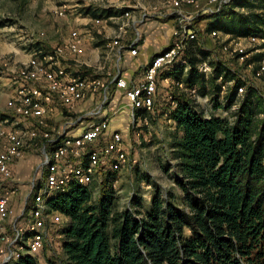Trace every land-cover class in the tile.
I'll use <instances>...</instances> for the list:
<instances>
[{
  "label": "trees",
  "instance_id": "trees-1",
  "mask_svg": "<svg viewBox=\"0 0 264 264\" xmlns=\"http://www.w3.org/2000/svg\"><path fill=\"white\" fill-rule=\"evenodd\" d=\"M211 19L207 32L216 28L239 37L264 35V0H231ZM184 56L186 64L164 75L201 90L197 65L209 52L195 42ZM263 57L253 55L246 63ZM212 63L213 78L234 80L225 96L228 104H239L233 122L204 117L185 92L170 94L164 111L180 130L174 148L183 207L173 195L163 199L156 189L147 213L138 198H133L132 209L118 210L112 170L100 173L96 201L88 185L72 183L48 200L51 209L67 219L59 233L65 257L60 264H264V118L257 119L264 114V104L251 85L239 99L237 89L245 82L221 63ZM185 65L188 73L182 77ZM18 260L37 264L27 254Z\"/></svg>",
  "mask_w": 264,
  "mask_h": 264
},
{
  "label": "built area",
  "instance_id": "built-area-1",
  "mask_svg": "<svg viewBox=\"0 0 264 264\" xmlns=\"http://www.w3.org/2000/svg\"><path fill=\"white\" fill-rule=\"evenodd\" d=\"M230 1L205 0L201 3L200 0H159L154 4L143 5L136 0H114L110 7L117 10L116 14L92 18L94 25H116L107 48L109 51L116 48L119 58L123 51L132 56L138 53L140 45L145 42L141 27L147 21L170 23L171 44L151 56L143 67L142 80L135 84H129L118 70L108 80L71 73L66 63L84 52V36L76 29L62 38L60 44L51 49L37 50L30 55L17 78L14 77L18 85L7 102L9 109L22 116L29 125L1 132L8 145L0 151V264H17L18 259L24 255L34 256L51 244L53 237L48 235L49 228L64 221L63 215L49 206L48 200L51 197L65 192L72 183L90 185L99 168L108 160L111 161L112 169L123 166L129 160L125 157L120 132H113L105 143L99 141L108 127V115L88 122L87 127L78 135L68 134L69 127L54 136L45 121V117L53 112L54 104L73 110L81 100L100 93L97 109L86 113L98 116L103 114L114 87L124 92L129 116L137 121V111L143 110L146 113L153 108L157 80L175 65L186 64L184 54L192 43L201 45L210 57L213 55L217 63L218 55L213 48L205 45L206 39H217L220 51L243 63L248 55L256 51L252 47L261 40L260 37H239L216 28L208 32L201 28L202 23L207 25L211 16L220 13ZM54 13L59 18L66 17V5L56 7ZM248 47L251 49L248 50ZM215 66V63H209L208 66L204 60L197 68L201 73L204 71L214 75ZM245 67L250 68L254 77L264 78V57L258 62L245 61ZM187 69L185 65L183 71L187 72ZM231 74L239 78L232 71ZM241 78L245 84L237 89L236 96L239 99L248 84L244 76ZM161 80L183 90L189 97L197 94V86L189 88L182 80L175 81L166 75ZM216 80L220 82L223 79L220 75ZM233 83L234 80L230 79L219 86L227 94ZM231 104L233 108L239 105L237 102ZM171 105L175 106V102L172 101ZM38 136L41 139V163L28 191L32 199L26 209L23 205L16 212L10 206V198L17 189L6 182L11 179L9 165L12 160L23 155L25 138L32 140Z\"/></svg>",
  "mask_w": 264,
  "mask_h": 264
},
{
  "label": "rangeland",
  "instance_id": "rangeland-1",
  "mask_svg": "<svg viewBox=\"0 0 264 264\" xmlns=\"http://www.w3.org/2000/svg\"><path fill=\"white\" fill-rule=\"evenodd\" d=\"M204 1L200 0L201 3ZM113 2L114 0H0V151L8 145L5 135L1 134L4 129L29 125L27 120L9 109L7 102L14 95V88L18 85L15 78L30 55L37 50L51 49V47L60 44L62 37L72 29L77 30L76 26L78 22H81L79 19L81 16L89 12L95 18L101 13L100 10L105 9V6L108 7ZM61 4L66 5L67 15L59 18L55 15L54 9ZM239 11L243 13L245 9ZM213 21L214 19L209 20L207 25L202 23L201 28L206 29ZM146 24L153 30L152 33L146 35L141 31L145 42L140 45L138 56L132 58L135 61L146 62L149 56L161 52L163 48L171 44L168 38L167 40L163 39L162 42V34L167 33L168 26H171L170 23L152 20L147 21ZM99 29L102 28L99 27ZM159 32H161L160 35ZM81 34L83 33L81 32ZM161 36V39H156ZM258 37L261 40L252 47V50L256 49V51L248 55L243 63L220 51L217 39H206L205 45L214 49L218 55V61L225 69L232 71L240 79H242L241 76H244L248 82L247 85L255 88L262 104H264V78L254 77L250 68L245 67L247 58L256 54H264V35L261 34ZM249 49L251 47H248ZM212 60H214L213 55L209 58V62L208 59H205V62L209 66ZM203 73L201 90L197 88L196 96L190 95L193 106L206 118L218 117L231 124L238 107L233 108L232 104H228L225 98L227 91L217 87L223 83V80L218 82L210 72L203 71ZM156 90L153 108L142 117L139 116L137 121L130 118L127 107L128 113L125 112L122 122L119 121L124 124L119 132L124 141L125 157L129 160L116 169H112L111 161L108 160L104 166L99 168L93 181L88 185L91 188L92 201L98 200L100 195L99 186L102 176L100 173L112 170L116 174L114 179L116 181L111 182V188L115 192L118 210L132 209L133 198H138L140 209L143 213H147L150 210V202L156 189L160 191L163 199L171 198L170 195H173V201L183 207L181 205L183 190L177 181V179H182V174L179 172V161L175 158L174 148V142L179 138L180 130L176 128L172 120L168 119V114L164 111L170 105V94L177 93L179 95L184 91L160 80L157 82ZM243 95L240 96V99ZM100 99L101 94L99 93L96 99L81 100L83 110L76 109L77 106L73 110L61 106L57 112L59 114L55 118L51 117L52 112L45 117L46 124L56 136L65 128L77 126L81 119L94 117V115H86V113L96 110ZM91 101H94L95 104ZM123 110L125 111V109ZM78 116L81 119H77ZM257 117V119H262L264 114H259ZM40 140L39 136L32 140L25 138L23 155L12 160L9 165L11 179L6 182L17 189L11 198L17 195L20 186L25 190V194L21 195L20 201L18 200L21 204L20 208L25 205L26 209L32 199L31 195H28V191L41 163ZM16 164H18L19 172H16L15 167L12 168V165ZM66 223L67 219L64 217V221L49 228L48 235L50 238L53 237L50 240L51 244L32 256L37 264H60L65 260L59 233Z\"/></svg>",
  "mask_w": 264,
  "mask_h": 264
},
{
  "label": "crops",
  "instance_id": "crops-1",
  "mask_svg": "<svg viewBox=\"0 0 264 264\" xmlns=\"http://www.w3.org/2000/svg\"><path fill=\"white\" fill-rule=\"evenodd\" d=\"M140 2L141 4H153L158 2L159 0H136ZM105 6V9L100 10L102 14L100 15H111L116 14L117 10L115 8ZM110 12V13H109ZM109 13V14H107ZM98 15V16H100ZM92 14L89 12L85 13V15L81 16L79 19H81V22L77 23V30L83 33L84 36V52L80 54L79 56L75 57L73 60H70L66 63L67 69L76 75L86 76L87 78H101L104 80H108L111 76H113V73L118 70L119 74L126 79V81L130 83H138L142 80L143 74V67L146 66L148 61L150 60V56L146 62L142 61H135L132 59L133 57L136 58L138 56V53L135 56H132L128 54L127 51H123L120 58L119 55L116 52V48L112 49V51H109L107 48V43H109L110 37H112V34L115 31V26L113 23H109L108 26L103 25H94L92 22ZM155 21V20H154ZM167 23V21H166ZM149 25V24H148ZM168 26V25H167ZM102 28V29H99ZM167 33H163L161 37H157L156 39H161L162 42L164 40H170V27L168 26ZM153 28L150 26H147L145 23L144 26L141 27V31L146 35L147 33H152ZM161 32H159L160 35ZM169 33V34H168ZM68 35V34H67ZM66 35V36H67ZM64 36V37H66ZM62 37V38H64ZM61 38V39H62ZM171 41V40H170ZM152 56V55H151ZM182 77L187 75L188 72L182 71ZM97 95H90L89 98L85 100H92L96 99ZM92 98V99H91ZM94 103V101H91ZM126 98L124 96V92L120 89L114 88L111 89L109 102L105 107V110L103 114H99L98 116H94L89 119L81 120V122L76 127H71L68 130V134L70 135H78L81 130H83L85 127H87L88 122L90 121H97L99 118L108 115V127L105 130V132L100 137V142H107L110 139V135L118 131L119 129L123 127L124 124H121L122 122V116L127 111L126 107ZM80 103V102H79ZM77 104V108H83V104ZM61 106L57 103L54 104L53 112L50 114L51 117L55 118L59 113ZM63 108V107H62ZM125 109V111L123 110ZM83 110V109H82ZM125 113V114H126ZM120 121V122H119ZM20 166V165H19ZM16 168V172H19L18 164L15 166L12 165V168ZM18 167V168H17ZM9 184V183H7ZM10 185V184H9ZM19 192L17 195L13 198H11L10 206L13 210L16 212L19 211L21 204L18 202L21 199V195H24L25 190L22 186L19 187ZM21 193V194H20ZM17 214V213H16Z\"/></svg>",
  "mask_w": 264,
  "mask_h": 264
}]
</instances>
